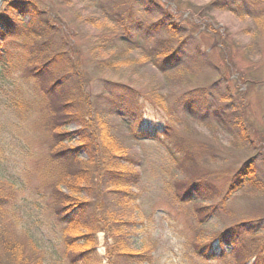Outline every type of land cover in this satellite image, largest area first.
<instances>
[{"label": "rangeland", "instance_id": "1", "mask_svg": "<svg viewBox=\"0 0 264 264\" xmlns=\"http://www.w3.org/2000/svg\"><path fill=\"white\" fill-rule=\"evenodd\" d=\"M35 1L56 19L59 52L77 60L72 82L91 94L100 112L99 150L70 154L71 160L78 158L71 172L84 188L70 194L90 200L93 192H104L101 204L117 210L127 224L120 238L124 252H147L153 264H238L241 259L229 256L230 242L222 243L215 257L209 256V246L217 247L219 235L240 224L247 225L246 245L261 255L264 18H257L264 16V1L250 8L241 3L244 16L222 9L227 7L217 5L221 0ZM119 16L131 24L125 40L113 23ZM20 36V44L10 47L19 56L15 66L26 70L24 57L33 49L36 63L53 57L42 40ZM160 50L168 51L167 60L157 59ZM5 75L12 89L26 82L15 69ZM112 83L123 85L125 94L115 92ZM7 84H0V196L6 198L0 225L9 235L2 240L10 238L21 250L5 253L0 240V264H75L49 197L51 178L70 165V158L63 167L52 156L80 148L77 134L63 135L78 127L52 128L42 102L19 117L7 105L12 94ZM108 96L120 106L109 105ZM133 102L137 112L130 108ZM117 151L129 156L121 162L129 161L139 177L129 189L136 201L127 199L123 206L99 181L105 170L121 164L114 161ZM192 182L199 192L179 196ZM77 245H72L77 251L85 248ZM94 245L107 260L105 237L99 235Z\"/></svg>", "mask_w": 264, "mask_h": 264}, {"label": "trees", "instance_id": "2", "mask_svg": "<svg viewBox=\"0 0 264 264\" xmlns=\"http://www.w3.org/2000/svg\"><path fill=\"white\" fill-rule=\"evenodd\" d=\"M259 1L263 2L264 0ZM254 2H256V0H221L217 5L227 7L222 9H227L228 12L234 15L244 16L241 3H243L246 8H250L249 4H253ZM261 18H264V16L262 15L257 19ZM54 21H56V19H52L47 12L41 10L39 3L35 0H7L1 7L0 27L3 26L4 29L1 30L0 28V84H7L8 79L5 73L9 72L10 69L23 72L25 75L24 78L26 79L24 84L21 82L20 85L14 86L13 89V86L7 84L12 92L10 96L11 102L7 105L10 106L19 117H26L35 112L37 104L42 102L46 104V108L49 110L47 122L52 128L58 129L60 126H68L70 124L78 127L76 132L63 135H67L69 139H72L70 137L77 134L82 140V144L79 146L80 148L61 151L60 153H56L55 156H52L63 167L65 165L62 164L66 163L70 158V165L69 167L65 166L62 168L60 173L55 175L54 178H51L50 185L52 191L49 197V200L54 203L53 208L55 209V216L63 226V237L67 241V249L69 254L73 256L72 260L74 263L105 264L108 260L107 264H120L121 262L128 264H153L154 261L147 252L136 254L129 253L128 251L124 252L126 246L120 238L127 224L119 219L120 216H118L119 212L117 210H111L112 208L109 206L104 208L103 202L101 204V197L103 198L104 192H93L92 195H95V199L91 198L90 200H81L73 196V194H70L78 193L77 191L84 189L78 186L76 178L73 172H71V167L73 166L72 169L76 167L78 158H72L71 160L70 154L74 155V152L78 153L84 149L89 155L92 151V147L93 150H99L100 145L95 140L97 133L95 125L99 124L98 117H100V112L94 108L96 106L94 101L89 99L91 98V94L90 96L88 94L86 95L84 93V87L82 88L79 84L72 82L73 73L78 68L77 60L68 58L59 52L58 44L60 41H57L55 37L56 28L53 26V23H55ZM113 23L123 32L121 37L125 40L126 35H130L129 33L132 31L130 27L131 24L129 25L122 16L115 19ZM21 34L42 40V46L53 53V57L43 63H36L35 61L38 57L33 49V52L29 53L30 55L24 57V63H28L26 70L23 66H15V62L19 61V56L12 51L10 47L20 44ZM105 45L106 40L102 39L101 46L104 47ZM69 50L73 55H76V47L74 45H71ZM155 56L157 59L161 58L167 60L169 58V53L167 50H160ZM57 58H60V60L54 65ZM165 63H167V61H165ZM111 86L114 88L115 92L120 94L122 91L121 94H125L123 90L126 91V88L123 85L112 83ZM106 99V101L109 102L110 100V102H112L109 105H113L114 107L120 106V103L117 100L112 101L110 96ZM130 108L137 112L140 107L138 108L137 102H133ZM105 112H109V108L102 112L101 118ZM165 133V135L168 136V132L166 131ZM59 135L61 134H57V136ZM119 153L120 155H114L113 157L114 161L118 159V163L121 164L115 167L111 166L107 171L105 170L103 176L99 175V181H103L104 184L107 183V185L112 188L107 189L106 195L111 192L115 195L114 199L116 201L114 202L117 203L118 206H123L127 199L131 200V202L136 201V194L132 191L130 192L129 189H133L132 186L138 183L139 177L129 161L127 163L125 162L126 164L121 162L127 161L129 156L123 154V152ZM90 155H92V153ZM78 169L79 168L76 169V172L83 173V170ZM242 172L243 171H239V174ZM71 180H74V183H72ZM62 187L66 188L69 193H64L60 190ZM192 192H199V187L193 182L187 185L179 196H187ZM5 202L6 198L0 196V219L3 217L2 209L4 208L3 204ZM0 223L1 225L3 224L1 221ZM1 225L0 240L4 243V252H19L21 247L16 248V246H12L13 244L10 242V238H4L2 240V237H8L9 235H7L5 228L1 227ZM246 226V224H240L239 226L222 232L215 242L217 247H214L213 244L209 246V256L215 257L217 252H221L222 243L230 242L233 249L232 252L229 253V256L241 259L238 264H259V256L264 258V252L259 255L257 251L258 248L257 250L251 249L246 245L244 235L249 234L248 231L245 230ZM70 231L73 232L70 233ZM99 235L104 236L107 241L106 249L109 253L107 260L98 255V248L94 245ZM78 242H80L79 244L81 245H77ZM73 244H76L77 247H83L85 245V248L77 251L72 247ZM89 244H91L90 247H88ZM224 255L225 254L222 253L218 258L221 259ZM76 261H78V263Z\"/></svg>", "mask_w": 264, "mask_h": 264}, {"label": "water", "instance_id": "3", "mask_svg": "<svg viewBox=\"0 0 264 264\" xmlns=\"http://www.w3.org/2000/svg\"><path fill=\"white\" fill-rule=\"evenodd\" d=\"M3 1H4V0H0V6H1V4L3 3Z\"/></svg>", "mask_w": 264, "mask_h": 264}]
</instances>
